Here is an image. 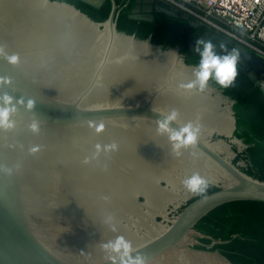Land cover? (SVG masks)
<instances>
[{
  "label": "water",
  "instance_id": "obj_1",
  "mask_svg": "<svg viewBox=\"0 0 264 264\" xmlns=\"http://www.w3.org/2000/svg\"><path fill=\"white\" fill-rule=\"evenodd\" d=\"M110 2L107 19L96 22L65 2L0 0V94L15 106L12 126H0V264H113L102 244L119 235L146 264H233L217 249L194 247L208 237L194 225L213 208L264 202V181L232 163L225 140L246 147L233 136V100L209 82L182 86L199 66L176 47L116 30ZM154 12L198 27L159 0L128 17L151 21ZM226 42L264 91V59ZM173 110L170 129L199 127L179 154L157 130ZM194 173L217 190L169 216L166 206L190 194L183 181Z\"/></svg>",
  "mask_w": 264,
  "mask_h": 264
},
{
  "label": "trees",
  "instance_id": "obj_2",
  "mask_svg": "<svg viewBox=\"0 0 264 264\" xmlns=\"http://www.w3.org/2000/svg\"><path fill=\"white\" fill-rule=\"evenodd\" d=\"M73 5L93 21L103 22L111 11L110 0L98 7L81 0H55ZM142 0H115L114 21L116 30L133 34L137 39L150 38L151 43L162 49L176 47L185 63L200 66L203 45L198 39L210 40L213 52L224 55L229 44L225 35L210 25L193 27L187 19L153 13L151 21L135 20L128 17L132 9L141 7ZM238 59L248 67L240 56ZM233 100L232 110L235 118L233 136L240 139L245 148L233 147L235 157L232 163L242 172L264 181V91L247 76L236 63V76L228 87H221L213 76L207 81ZM207 188L189 199L181 209L195 198L216 191ZM180 209V210H181ZM179 210V211H180ZM194 229L208 237L198 238L195 248L217 249L233 264H264V202L256 200H234L223 203L202 216ZM221 243L211 245L212 241Z\"/></svg>",
  "mask_w": 264,
  "mask_h": 264
},
{
  "label": "clouds",
  "instance_id": "obj_3",
  "mask_svg": "<svg viewBox=\"0 0 264 264\" xmlns=\"http://www.w3.org/2000/svg\"><path fill=\"white\" fill-rule=\"evenodd\" d=\"M197 45L202 44V49H197L201 52V62L199 69L195 71V79L187 84L182 85L186 87L198 86L203 89L210 74L221 87H228L232 84L236 76V61L238 59V52L233 50L224 55H218L213 52V44L210 40L198 39ZM9 62H16L18 57L16 54L6 55ZM13 97L7 93L0 94V126L10 127L12 121L9 119L10 113L15 111V106L11 104ZM19 102V101H18ZM33 101H27V107H31ZM176 119V112L173 110L167 117L159 122L158 131H165L169 133V137L174 141L173 149L179 154V149L182 146H187L196 142L199 134V127L193 125L191 122L185 123L179 130L169 128L168 122ZM36 127L35 124L32 125ZM185 187L193 193L203 192L207 188V181L199 174H192L183 181ZM102 247L108 252V259L113 264H146V259L143 254L137 252L132 255L134 251L133 246L129 240L124 236L119 235L114 239L108 240L102 244Z\"/></svg>",
  "mask_w": 264,
  "mask_h": 264
},
{
  "label": "built area",
  "instance_id": "obj_4",
  "mask_svg": "<svg viewBox=\"0 0 264 264\" xmlns=\"http://www.w3.org/2000/svg\"><path fill=\"white\" fill-rule=\"evenodd\" d=\"M155 1V0H153ZM264 59V0H159Z\"/></svg>",
  "mask_w": 264,
  "mask_h": 264
},
{
  "label": "flooded vegetation",
  "instance_id": "obj_5",
  "mask_svg": "<svg viewBox=\"0 0 264 264\" xmlns=\"http://www.w3.org/2000/svg\"><path fill=\"white\" fill-rule=\"evenodd\" d=\"M153 0H142L141 2H142V6L141 7H138V8H145V7H147L148 6V4L150 3V2H152ZM214 138H217V136H214ZM225 140L229 143V146L231 147V149L233 150V147H235L236 145H235V143H232V142H230V138H225ZM236 148L238 149V150H240L237 146H236ZM190 192V191H189ZM197 195V193H193V192H190V194L186 197V198H184V199H182V200H180L179 201V203L177 204V206H176V208H174L175 207V204H169V205H167L166 206V209H167V211L169 212V216H171L172 214H174L175 213V211H178L179 209H181V207L189 200V199H191V198H193L194 196H196Z\"/></svg>",
  "mask_w": 264,
  "mask_h": 264
}]
</instances>
